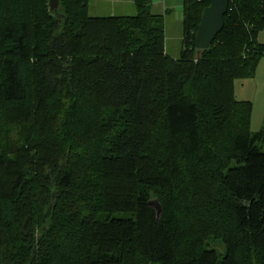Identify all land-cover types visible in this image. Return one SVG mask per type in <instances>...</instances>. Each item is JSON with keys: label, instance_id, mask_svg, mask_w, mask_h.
<instances>
[{"label": "trees", "instance_id": "trees-1", "mask_svg": "<svg viewBox=\"0 0 264 264\" xmlns=\"http://www.w3.org/2000/svg\"><path fill=\"white\" fill-rule=\"evenodd\" d=\"M27 1L0 0V113L32 121L2 132L0 264H264V133H251L250 107L234 97L264 56V0H230L202 52L209 3L184 0L178 60L152 0H134V16L100 18L89 0H59L58 11L45 0L42 27ZM221 137L229 154L213 151ZM180 144L212 166L202 187L230 224L221 257L176 255L167 212L180 194L162 151ZM169 190L164 206L157 194Z\"/></svg>", "mask_w": 264, "mask_h": 264}, {"label": "rangeland", "instance_id": "rangeland-1", "mask_svg": "<svg viewBox=\"0 0 264 264\" xmlns=\"http://www.w3.org/2000/svg\"><path fill=\"white\" fill-rule=\"evenodd\" d=\"M44 2L45 0L27 1L35 14L36 22L41 27L48 24ZM67 2L68 0H66ZM59 5L58 0V9ZM69 6L74 10L71 2H69ZM87 6L89 16L92 18L134 16L137 14L134 0H89ZM151 11L154 15L164 16L166 53L173 59H181L184 51V0H152ZM258 42L264 46V29L259 33ZM32 55L31 59H35V55L33 53ZM234 97L236 102L247 104L250 107L251 133H264V56L258 62L253 78L235 81ZM22 115L19 113H0V148L3 147L2 132L12 127H19L26 131L27 126L32 124L31 119H23ZM89 120L91 121L92 117ZM26 122L27 124H25ZM93 122L95 123V119ZM160 138L163 136L161 135ZM229 146V142L221 137L219 142L213 146V151L216 154L226 155L230 153ZM261 148L264 151V141ZM160 150L163 149L160 148ZM162 154L163 159L166 160L165 163H162L170 166L174 180L177 182L173 184V189H176L180 194L178 205L167 212V223L171 227L175 240L176 255L178 257L184 256L187 252L197 253L207 248L216 251L220 257L223 256L226 249L222 243L221 229L225 230L230 225L227 221V212L225 214L223 209H217V205L214 204L211 196L209 197V193L202 187L211 176V164H204L202 161L195 164L196 161L186 157L181 149V144L179 146L174 145L172 148H165ZM235 163L233 162L232 165L234 166ZM196 168H202V174L195 173L189 179L188 176ZM182 171L183 175L181 176ZM202 177L204 178L203 181ZM171 193L172 191L169 190L157 194L161 198L162 205H168ZM157 203L160 205L159 202ZM47 228L44 226L46 231ZM136 263V259L126 262V264Z\"/></svg>", "mask_w": 264, "mask_h": 264}, {"label": "water", "instance_id": "water-1", "mask_svg": "<svg viewBox=\"0 0 264 264\" xmlns=\"http://www.w3.org/2000/svg\"><path fill=\"white\" fill-rule=\"evenodd\" d=\"M209 6L203 11L202 19L198 28L195 40V47L198 51H208L217 37L225 28V16L229 10L230 0H206ZM52 11L58 9V0H50ZM158 213L161 214V206L156 202L152 204Z\"/></svg>", "mask_w": 264, "mask_h": 264}, {"label": "crops", "instance_id": "crops-1", "mask_svg": "<svg viewBox=\"0 0 264 264\" xmlns=\"http://www.w3.org/2000/svg\"><path fill=\"white\" fill-rule=\"evenodd\" d=\"M167 12V11H166Z\"/></svg>", "mask_w": 264, "mask_h": 264}]
</instances>
